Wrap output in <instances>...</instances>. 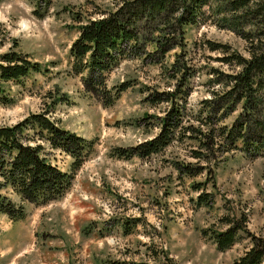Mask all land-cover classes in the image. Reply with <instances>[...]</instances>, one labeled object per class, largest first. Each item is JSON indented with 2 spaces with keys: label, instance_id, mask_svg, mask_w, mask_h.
I'll return each mask as SVG.
<instances>
[{
  "label": "rangeland",
  "instance_id": "obj_1",
  "mask_svg": "<svg viewBox=\"0 0 264 264\" xmlns=\"http://www.w3.org/2000/svg\"><path fill=\"white\" fill-rule=\"evenodd\" d=\"M120 1L52 0L37 16L34 0H0V54L21 51L47 67L2 83L3 95L12 101L0 98V125L46 111L62 127L93 140L61 197L37 204L11 188L1 190L24 206L25 216L11 219L0 213V264H134L166 257L173 264H234L253 235H264V146L254 153L242 148L241 139L234 147L218 139L217 126L241 116L242 101L223 118L217 105L207 107L208 100L219 103L216 98L227 89L225 74L239 69L233 60L221 59L228 53L210 45L225 43L230 52L247 57L250 41L212 21L186 25L183 48H171L162 60L122 59L108 73L107 88L129 84L104 105L71 70L69 46L80 24L105 15ZM176 52L188 68L170 66ZM163 90L177 92L175 99L186 107L182 123L189 128L158 152L118 156L116 147L135 145L160 131L170 101L153 103L147 96ZM262 93L258 116L264 113ZM190 126L205 132L211 127L213 133L207 139ZM34 138L30 143L43 142L49 159L70 170L69 154ZM182 164L194 174L179 170ZM197 183L200 188L194 187ZM204 192L208 203L199 202ZM126 218L136 222L129 230L120 225ZM227 218L241 219L245 230L220 250L210 234L225 229Z\"/></svg>",
  "mask_w": 264,
  "mask_h": 264
},
{
  "label": "trees",
  "instance_id": "obj_2",
  "mask_svg": "<svg viewBox=\"0 0 264 264\" xmlns=\"http://www.w3.org/2000/svg\"><path fill=\"white\" fill-rule=\"evenodd\" d=\"M52 0H34L33 12L43 16ZM212 21L249 40L252 49L247 57L230 52L225 43L210 45L228 53L221 57L225 62L234 61L239 69L225 74L227 89L217 98L219 103L208 100L207 107L216 106L226 117L232 106L242 101L241 116L235 117L230 125L217 126L218 139L224 145L236 146L241 139L242 148L251 152L264 146V113L256 114L258 96L264 90V0H121L105 15L90 18L79 25V35L69 46L71 70L80 74L86 90L100 98L104 105L111 104L129 83H121L115 90L107 88L108 73L122 59L138 57L144 61L162 60L171 48L184 46L186 25ZM208 42H210L208 40ZM176 61L170 66L175 71L188 68L177 52ZM182 60V61H181ZM47 67L32 60L21 51L10 50L0 54V98L7 102L12 99L3 95V82L19 81L31 72H42ZM177 92L153 91L147 96L151 102L170 101L166 114L160 118V131L149 139L129 147H116L118 156L134 154L147 156L167 146L174 138L184 134L182 123L185 104L175 99ZM218 105L220 107H218ZM264 110V109H263ZM241 117V118H238ZM208 119H211L208 116ZM203 122H208L202 118ZM191 127V126H190ZM197 130L210 139L213 129L208 132ZM34 134V135H31ZM45 140L51 148H58L72 157L70 170L61 169L53 163L43 142L30 143L34 136ZM226 139V142L224 139ZM201 141V139H199ZM205 142V141H202ZM214 143V141H213ZM93 147V140L64 128L50 119L46 111L32 112L13 124L0 125V213L11 219L25 216L22 204L16 203L2 189L11 188L21 199L44 204L61 197L71 186L74 174ZM197 157L202 156L194 150ZM188 175L194 174L188 165H181ZM200 188V184H194ZM208 193H199V202L208 203ZM228 226L223 230H211L210 237L220 250L231 247L238 239V232L245 230L241 219L227 218ZM135 219L126 218L120 222L126 230L132 228ZM134 264H173L170 257L160 262H136ZM234 264H264V235L252 236L251 244L234 259Z\"/></svg>",
  "mask_w": 264,
  "mask_h": 264
}]
</instances>
